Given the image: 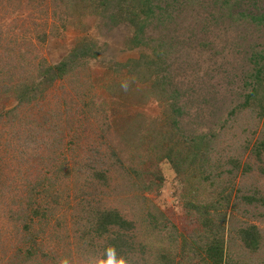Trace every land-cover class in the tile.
I'll use <instances>...</instances> for the list:
<instances>
[{"label": "rangeland", "instance_id": "obj_1", "mask_svg": "<svg viewBox=\"0 0 264 264\" xmlns=\"http://www.w3.org/2000/svg\"><path fill=\"white\" fill-rule=\"evenodd\" d=\"M128 2L0 0V264H103L106 210L138 226L131 262L200 264L211 234L224 264H264V204L245 200L264 199V23L249 22L264 0H163L175 21L145 30L158 50L129 47ZM78 39L97 56L19 108L39 62Z\"/></svg>", "mask_w": 264, "mask_h": 264}, {"label": "trees", "instance_id": "obj_2", "mask_svg": "<svg viewBox=\"0 0 264 264\" xmlns=\"http://www.w3.org/2000/svg\"><path fill=\"white\" fill-rule=\"evenodd\" d=\"M130 2L131 0H129V5L127 6H118V10L122 13L127 10L124 22L133 28L134 31L129 47L132 49H139L141 47H147L150 43H153V50H158L162 49L164 44L168 46L167 43L162 42V39L152 40L146 37L145 30L148 25H154L163 31V29L166 27V24H170L175 21L174 13L171 11V9L176 10V8H173V5L168 3L161 5L163 0H133V2H135L134 5H132V3L130 4ZM108 18L111 22L110 19H114V16L111 15ZM262 18L263 16L257 17L255 15H251L249 16V22L250 24H255V26H260L264 23ZM97 51L98 49L95 48V46L89 40L83 41L78 39L73 44L68 53L59 62L49 64L46 61H40L36 70V75L34 77L30 76V79L28 80L30 82L27 83L26 87L21 88L19 86V98H17L19 108L25 109L28 108L29 105L39 102L41 91L43 89L53 85L56 81L63 79L74 68L83 66V61L87 59L90 60L92 57H96L98 53ZM258 53L259 55L254 57V65L257 67L260 66V63H262L261 69L257 68V73L260 75L261 72L264 71V51ZM168 57L169 54L167 52L163 53L161 51H154L153 53V58L160 61V64L158 63L159 67ZM137 62H139V60L135 61L134 63ZM27 65L30 67L32 66L30 63H27ZM166 92L168 94L167 100H170L169 107H171V111L176 117L181 111L180 105L178 104L179 99L177 98V91H168L166 89ZM163 93H165V91H163ZM29 112V115L33 116L32 111L30 110ZM110 129H114V126H112L111 122ZM72 132V130H69L64 132L61 137L56 138L57 141L61 143V146L67 137H71ZM109 132L110 131L107 133L109 134ZM113 154L116 156L114 151L112 152V155ZM161 158L166 157H160L158 163L155 160L152 164L144 161L141 164L142 166L145 165L142 169L149 170L150 168H155L157 170L160 164L159 162H161ZM245 200L249 204H255L259 202L264 204V199L262 200L261 198L257 199L250 197L246 198ZM35 214L36 212L32 213L33 216H36ZM95 230L100 232L101 236L105 235L102 237L106 239L102 256L103 264H108L109 261H111V264H117L118 261H123V264H145L143 261H129L130 258H143L138 256V247L142 246L141 243L134 241L136 231H138V226L131 221L125 220L117 211H103L98 219ZM254 231L255 227L250 226L249 228H244L240 232L243 233V238L246 239L250 237ZM111 233H113V236L110 235ZM108 234L110 236H108ZM198 257L200 258V264H224L223 247L222 242L219 241V237L215 238L210 234L209 239L206 240L204 245L198 249ZM159 260L160 261L157 264H168L167 258L159 257Z\"/></svg>", "mask_w": 264, "mask_h": 264}, {"label": "clouds", "instance_id": "obj_3", "mask_svg": "<svg viewBox=\"0 0 264 264\" xmlns=\"http://www.w3.org/2000/svg\"><path fill=\"white\" fill-rule=\"evenodd\" d=\"M108 264H111V261H109ZM117 264H123V261H118Z\"/></svg>", "mask_w": 264, "mask_h": 264}]
</instances>
